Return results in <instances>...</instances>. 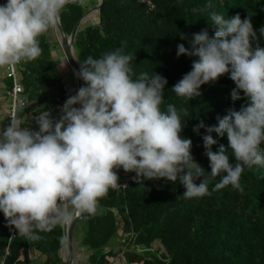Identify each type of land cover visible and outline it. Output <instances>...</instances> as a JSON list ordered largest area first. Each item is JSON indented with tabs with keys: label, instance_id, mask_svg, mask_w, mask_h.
Instances as JSON below:
<instances>
[{
	"label": "clouds",
	"instance_id": "9594fccd",
	"mask_svg": "<svg viewBox=\"0 0 264 264\" xmlns=\"http://www.w3.org/2000/svg\"><path fill=\"white\" fill-rule=\"evenodd\" d=\"M69 2L84 0L0 4V67L37 59L42 54L38 38L60 27ZM211 8L209 2L192 11ZM209 19L216 26L211 37L203 29L188 40L189 48L177 44V57L197 59L171 90L189 102L200 96L202 85L228 74L235 84L231 100L241 99V92L246 99L239 110L230 108L223 117L217 116L216 125L200 121L193 128L206 132L202 140L210 172L195 162L191 139L181 135L188 108L172 103L161 107L166 78L136 74L133 54L123 47L99 58L76 59L79 69L73 74L84 84L68 95L58 118L43 109L32 117L38 130H31L20 116L0 127V213L19 235L39 240L40 232L66 225L74 215L95 216L99 200L119 187L115 170L120 168L134 172L137 180L179 181L184 199L210 195L206 174L220 176L213 191L229 185L242 190L245 168H264V47L258 43L264 26L257 36L250 18L242 20L239 14L225 18L211 11ZM212 133L226 136L227 146L212 151L218 143Z\"/></svg>",
	"mask_w": 264,
	"mask_h": 264
},
{
	"label": "trees",
	"instance_id": "16d2710c",
	"mask_svg": "<svg viewBox=\"0 0 264 264\" xmlns=\"http://www.w3.org/2000/svg\"><path fill=\"white\" fill-rule=\"evenodd\" d=\"M209 2L211 9L192 11L204 9ZM86 6L73 2L65 6L60 26L67 34L83 19ZM96 11L93 15L97 17L96 23H81L77 28L73 40L76 58L81 61L88 56L99 58L123 47L125 53L133 54L136 74L155 73L166 78L161 107L172 103L178 109L188 108L190 115L182 118L185 127L181 135L191 139L195 162L210 172L202 140L206 132L201 128L196 133L193 128L200 121L206 126L216 125L217 116L223 117L230 108L239 110L246 99L241 92V99L231 100L235 84L228 74L202 85L200 96L189 102L177 97L171 88L191 71L192 61L197 59L177 57V44L189 48L188 40L203 29L211 37L216 29L209 19L211 11L225 18L236 14L242 20L250 18L259 36L258 30L264 26V0H104ZM180 33L187 39L181 40ZM38 39L42 54L33 61L19 63L27 106L18 116L32 105L60 107L68 97L62 78L54 71L57 61L51 48L56 44L46 33ZM258 43L264 47V37ZM212 136L218 141L212 151H217L221 144L227 146L226 136L217 137L215 133ZM230 162L235 163L234 158L230 157ZM115 171L119 181L132 173ZM206 178L210 195L193 199L182 197L185 189L179 181L173 183L163 178L110 189L99 200L97 214L81 215L74 225V232L82 229L80 243L91 250L90 262L108 264L112 255L123 250L121 257L140 264H264V168H245L240 180L242 190L229 185L213 191L220 176L212 178L206 174ZM0 215L1 254L7 233ZM39 235V240H28L17 233L5 264H33L34 249L45 254L42 264H62L61 225ZM113 240H117L115 245Z\"/></svg>",
	"mask_w": 264,
	"mask_h": 264
},
{
	"label": "crops",
	"instance_id": "0c3cea01",
	"mask_svg": "<svg viewBox=\"0 0 264 264\" xmlns=\"http://www.w3.org/2000/svg\"><path fill=\"white\" fill-rule=\"evenodd\" d=\"M90 1L92 2V7H93L94 5H96L98 3L99 0H90ZM85 2L86 1L84 0L83 4L87 5L86 7L88 9L89 5ZM87 2H89V0ZM94 12L96 13L97 11H93V13ZM91 14H92V12L85 15L83 17L84 20L82 19V21L80 22L79 25H81V23L83 24L85 21H87L85 19H88ZM46 34L49 37V39L56 44L55 47L53 46L51 48L52 57L57 61V64L54 68V71L62 78L64 86L68 91V95L75 94V90H77V82H76V78L74 77L73 70L67 62H66L65 67L61 66L66 61V59H65L64 55L63 56L58 55L57 51H56L58 47L61 48L60 43H59L60 33H59L58 29H52L51 31L46 32ZM66 75H69V82H67V84L65 82L66 81V77H65ZM9 85H10V81L5 75L4 67H0V127H7L8 126L7 125V112H8V107H9V95H8ZM59 108L60 107H54V106L44 107V106L32 105L28 109V111L26 110L25 112H23L20 115V117L23 119H27L26 125L31 130H38V126L35 124V121L32 119V117H34L35 115H37L39 112H41L44 109V110L50 111L53 117L58 118V116L60 114ZM37 110H39V112H37L35 114V112ZM118 170L121 171L122 168H120ZM0 221H1V217H0ZM61 228H62V225H61ZM74 228H75V226H74ZM74 228H73V232H72V249H73L72 264H93L89 260V255L91 253V250L89 248L81 245V243H80V234L82 232L81 227L78 229V232H74ZM113 241H114L113 245H115V242L117 240H113ZM59 255L62 259V263L68 257L67 249H66L64 243H63V246H61L59 249ZM45 258H46L45 254L37 252L35 249L31 250V259L33 261V264H42L45 261ZM116 264H140V263L128 262L127 259L120 256L118 258V260L116 261Z\"/></svg>",
	"mask_w": 264,
	"mask_h": 264
},
{
	"label": "built area",
	"instance_id": "2783aa9c",
	"mask_svg": "<svg viewBox=\"0 0 264 264\" xmlns=\"http://www.w3.org/2000/svg\"><path fill=\"white\" fill-rule=\"evenodd\" d=\"M5 0H0V4H3ZM149 3V2H148ZM20 66L19 64L13 66V67H4L5 75L10 81L9 89H8V95H9V107L7 112V125L10 122V119L13 116H18V108L23 109L27 106V96L24 91L22 82H21V76H20ZM136 174L134 172L128 174L123 179H120L118 183H120L119 188L125 187L127 184L132 182H138L140 180H137ZM4 226L7 233V242L4 247L3 252L0 254V264H5L7 256L10 253V243L15 238L17 232L16 229L12 226H10L7 222V220L4 218L2 213ZM123 253V250H119L117 253L111 256V259L109 260L108 264H116V261L120 257V255Z\"/></svg>",
	"mask_w": 264,
	"mask_h": 264
},
{
	"label": "water",
	"instance_id": "95a60500",
	"mask_svg": "<svg viewBox=\"0 0 264 264\" xmlns=\"http://www.w3.org/2000/svg\"><path fill=\"white\" fill-rule=\"evenodd\" d=\"M103 1L104 0H99L96 5H94L90 9H87L85 11L83 17L85 15L93 12V11H96ZM81 21L82 20H79L75 24V26L72 28V30L69 34H67L61 26L58 28V31L60 33L59 43H60L61 50H62V53H63L65 59L68 57L67 63L70 65L72 70H74V69L78 70L79 69V64L76 60L77 58L75 57V55L73 53L74 52L73 40L75 37V33L77 31V28H78ZM76 82H77V89H79V87H81L84 84V82L82 80H79L77 78H76ZM77 107H78V105H77ZM80 217H81V215H74V217L70 223H68L66 225H62L64 245L67 249V254H68L67 259H65L62 264H72V261H73L72 232H73V228H74L75 223L78 221V219Z\"/></svg>",
	"mask_w": 264,
	"mask_h": 264
},
{
	"label": "rangeland",
	"instance_id": "374dc122",
	"mask_svg": "<svg viewBox=\"0 0 264 264\" xmlns=\"http://www.w3.org/2000/svg\"><path fill=\"white\" fill-rule=\"evenodd\" d=\"M86 2L85 3H87L89 6H88V9H90L91 7H92V2L89 0V2H87L88 0H85ZM95 14V12L93 13L92 12V14L90 15V17L88 18V19H85V20H87V21H85L82 25H86V24H94V23H96V19H97V17H93V15ZM84 20V19H83ZM52 29H49V31H51ZM57 54L58 55H62L63 56V54H62V50H61V48H57ZM66 77V84H67V82H69V75H66L65 76Z\"/></svg>",
	"mask_w": 264,
	"mask_h": 264
},
{
	"label": "bare ground",
	"instance_id": "6f19581e",
	"mask_svg": "<svg viewBox=\"0 0 264 264\" xmlns=\"http://www.w3.org/2000/svg\"><path fill=\"white\" fill-rule=\"evenodd\" d=\"M58 47V46H57Z\"/></svg>",
	"mask_w": 264,
	"mask_h": 264
}]
</instances>
